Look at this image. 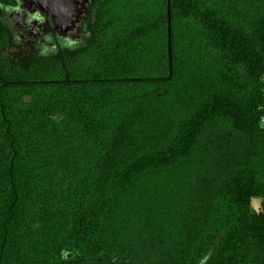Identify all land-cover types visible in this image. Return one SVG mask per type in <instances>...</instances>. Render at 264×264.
Returning a JSON list of instances; mask_svg holds the SVG:
<instances>
[{
	"label": "trees",
	"instance_id": "1",
	"mask_svg": "<svg viewBox=\"0 0 264 264\" xmlns=\"http://www.w3.org/2000/svg\"><path fill=\"white\" fill-rule=\"evenodd\" d=\"M83 29L25 54L0 21V264H264V0Z\"/></svg>",
	"mask_w": 264,
	"mask_h": 264
},
{
	"label": "flooded vegetation",
	"instance_id": "2",
	"mask_svg": "<svg viewBox=\"0 0 264 264\" xmlns=\"http://www.w3.org/2000/svg\"><path fill=\"white\" fill-rule=\"evenodd\" d=\"M90 1L12 0V3L0 4V21L13 38V31L8 21L9 18H13L14 13H18L22 17L19 22L20 27L32 33L35 38L40 37L41 41L44 40V50L53 49L56 42L71 45L81 34L85 36L83 25ZM41 41L37 43L40 44ZM36 49L38 46H33V50Z\"/></svg>",
	"mask_w": 264,
	"mask_h": 264
},
{
	"label": "rangeland",
	"instance_id": "3",
	"mask_svg": "<svg viewBox=\"0 0 264 264\" xmlns=\"http://www.w3.org/2000/svg\"><path fill=\"white\" fill-rule=\"evenodd\" d=\"M21 18L22 17L18 13H14L13 18L12 17L9 18L10 21H8L11 28H12V31H13V40L14 41L12 44L13 45L12 49L16 50V51H20V52L25 53V54H29V53L34 52V51H41V52L50 51L51 49L44 50L45 49V41L44 40L41 41L40 37L35 38L32 35V33L30 34L26 31H24L23 28L20 27L19 22H20ZM70 36L75 37L74 35H70ZM83 37H84V35L81 34L79 37H77L75 39L74 43L79 42L80 40L83 39ZM40 41H41L40 44L37 43ZM35 45L38 46V49L33 50V46H35ZM260 203H261V198L253 197L251 200L252 209L255 211H258L260 209Z\"/></svg>",
	"mask_w": 264,
	"mask_h": 264
},
{
	"label": "built area",
	"instance_id": "4",
	"mask_svg": "<svg viewBox=\"0 0 264 264\" xmlns=\"http://www.w3.org/2000/svg\"><path fill=\"white\" fill-rule=\"evenodd\" d=\"M259 122L262 126H264V102L262 105L259 106Z\"/></svg>",
	"mask_w": 264,
	"mask_h": 264
},
{
	"label": "water",
	"instance_id": "5",
	"mask_svg": "<svg viewBox=\"0 0 264 264\" xmlns=\"http://www.w3.org/2000/svg\"><path fill=\"white\" fill-rule=\"evenodd\" d=\"M167 22H168V44H169V52H170V14L167 12Z\"/></svg>",
	"mask_w": 264,
	"mask_h": 264
}]
</instances>
